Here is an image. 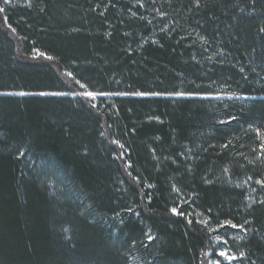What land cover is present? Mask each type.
<instances>
[{
  "label": "trees",
  "instance_id": "trees-1",
  "mask_svg": "<svg viewBox=\"0 0 264 264\" xmlns=\"http://www.w3.org/2000/svg\"><path fill=\"white\" fill-rule=\"evenodd\" d=\"M0 8V264H264V0Z\"/></svg>",
  "mask_w": 264,
  "mask_h": 264
},
{
  "label": "snow or ice",
  "instance_id": "snow-or-ice-1",
  "mask_svg": "<svg viewBox=\"0 0 264 264\" xmlns=\"http://www.w3.org/2000/svg\"><path fill=\"white\" fill-rule=\"evenodd\" d=\"M9 0H5V3H8ZM30 3H31V0H29V6H30ZM5 11L4 8H0V13H3ZM4 19H6V17H4ZM8 27H11V25H8ZM261 31H264V28L261 29ZM41 56H46V53H39ZM48 59H52V57H47ZM69 75H71V73H69ZM47 93H42V95H46ZM178 95V96H181V95H185V93H170V95ZM20 95H27L26 93H20ZM84 95L86 96H89L91 97L92 99H95L98 95H105L104 93H94V92H85ZM134 95H140V96H143V95H160V93H143V92H137V93H134ZM191 95V94H189ZM231 119H236V117H231ZM254 131H256L258 134H259V138L261 141H264V130L262 129H254ZM116 143H119L118 141H116ZM122 147V146H121ZM226 147V145H225ZM261 149L264 150V143H261L260 145ZM260 156L261 157H264V151H261L260 153ZM262 162H264V160H262ZM258 184H260L261 186H264V180H258L257 181ZM261 203H264V201H261ZM171 212L176 214V215H184V213L182 211H180L177 207H173L171 209ZM199 223H202V224H207L208 221L207 220H203V221H199ZM231 225L232 227H240V228H243V225H235L232 223L231 220H226L224 221L223 224L219 225L220 227H223L224 225ZM210 231H212V229H210ZM242 238V237H241ZM149 240H152L153 237L149 236L148 237ZM215 239L217 241H219L221 239V237L217 236L215 237ZM202 255H206L205 253H202ZM241 257L242 256H245L246 254L244 252H241L239 254ZM219 256L220 257H223L225 260H228V261H233V260H236L238 259L237 256H235V254H230L229 251L227 249H224V250H221L219 252ZM209 264H221V260L219 259H214V260H211L209 262Z\"/></svg>",
  "mask_w": 264,
  "mask_h": 264
},
{
  "label": "rangeland",
  "instance_id": "rangeland-1",
  "mask_svg": "<svg viewBox=\"0 0 264 264\" xmlns=\"http://www.w3.org/2000/svg\"><path fill=\"white\" fill-rule=\"evenodd\" d=\"M39 56H41L40 54H37L35 57H39ZM86 91V90H85ZM89 97V96H88ZM91 98V97H90ZM92 99V98H91ZM92 100H94V101H97L98 100V96L95 98V99H92ZM216 242H219V241H216ZM224 249H227L226 247H224V246H222V248L221 249H219L218 251H217V254H218V256H219V252L221 251V250H224ZM214 260V259H213ZM219 260H221V264H227V262H230V261H228V260H225L223 257H220L219 258Z\"/></svg>",
  "mask_w": 264,
  "mask_h": 264
}]
</instances>
